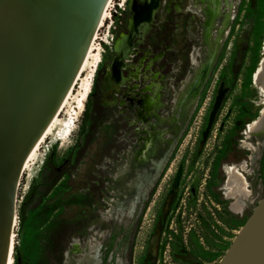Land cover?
<instances>
[{
    "label": "rangeland",
    "instance_id": "1",
    "mask_svg": "<svg viewBox=\"0 0 264 264\" xmlns=\"http://www.w3.org/2000/svg\"><path fill=\"white\" fill-rule=\"evenodd\" d=\"M132 1L112 0L95 39L99 60L91 57L54 133L21 175L17 216L24 205L26 222L17 217L16 264H65L68 253L81 259L77 251L89 244L100 245L104 264H218L264 195V146L244 132L264 107L253 78L264 57V0H159L149 28L110 71L117 41L134 14ZM227 18L214 65L202 89L194 91L198 103L183 126L184 110L174 108V97L189 71L209 57L201 38L206 22L214 26L213 41L219 34L214 28ZM86 81L90 90L79 107ZM222 82L229 94L205 136ZM179 99L185 106L192 102ZM87 102L89 120L81 133ZM71 117L72 131L64 136ZM245 141L255 146L254 159ZM142 148L143 160L160 158L163 166L149 171L157 173L150 188L143 175L148 164L140 169L134 163ZM128 159L141 192H148L132 215L118 208L116 174ZM243 163L246 170L239 168ZM234 166L249 183L241 213L231 210L226 194V169ZM157 230L153 256L150 242Z\"/></svg>",
    "mask_w": 264,
    "mask_h": 264
},
{
    "label": "water",
    "instance_id": "2",
    "mask_svg": "<svg viewBox=\"0 0 264 264\" xmlns=\"http://www.w3.org/2000/svg\"><path fill=\"white\" fill-rule=\"evenodd\" d=\"M109 1L0 0V264H7L11 253L25 162L73 87ZM154 14L143 19V33ZM127 29L131 34L130 23ZM213 31L206 22L201 35L212 56L189 71L198 74L197 92L207 81L227 29L211 49ZM263 62L264 57L254 82ZM210 128L209 122L205 136ZM218 264H264V195Z\"/></svg>",
    "mask_w": 264,
    "mask_h": 264
},
{
    "label": "bare ground",
    "instance_id": "3",
    "mask_svg": "<svg viewBox=\"0 0 264 264\" xmlns=\"http://www.w3.org/2000/svg\"><path fill=\"white\" fill-rule=\"evenodd\" d=\"M158 1L159 0H147V1H145L144 4H142L140 2L139 4L143 5L141 7L137 3V0L132 1L130 9L134 14L131 16V19L129 22L131 34L123 32L121 34L120 38L118 39L117 45H116L117 56L113 60L112 64H110V66H109L110 71L113 69L116 70L117 67L120 66L121 59L135 47V42L137 39L135 37L143 34V19L145 17H147L150 14V12L155 13V11L158 8L157 7ZM111 2H112V0L109 1V4H108V6L104 12L103 19L101 21L99 28H101L104 25L105 19L108 16V12H109L108 9H109V6L111 5ZM149 23H151V21ZM228 23H229V21L227 18L226 21L222 25H218L214 29L216 30L217 33H221V31L223 29L227 28ZM210 26H213V25H210ZM97 35H98V33H96V35H95V38H94V40L90 46V49L87 53V56L84 60L83 65H82L81 71H80L79 75L77 76L73 87L71 88L68 95L66 96L59 112L53 118L52 122L48 126V128H47L45 134L43 135L42 139L37 144V146L33 150L32 154L30 155L28 160L25 162L24 170H26L30 166V163L32 161H34V159L37 157L38 151L41 149L40 147H41L42 143L46 141L47 137L50 134L54 133V130L56 129V127L60 121L61 112L65 109L67 104L70 102V99L74 93L75 86L77 85L79 80L82 78L84 71L87 69V67L90 63L91 57L95 58L94 59V60H96L95 62H97V60H99V57H100L99 54L100 53L95 52V47H94L95 39L97 38ZM210 47H211V49L214 48L213 46H210ZM212 50H210V54H209L210 57L212 56V53H213ZM262 65H263V69L255 77V84L260 89V93H261V96L263 98V102H262V100H261V102L264 104V62ZM196 72H197V70H196ZM198 79L199 78H198L197 73H195V72L189 73L188 78H186V80H184V82L182 84V88L180 90H178L177 94L175 93L176 96L174 97L175 98L174 101H176L175 102L176 104L174 105V108H178L182 111L184 110L183 111L184 112V118H182V120H180L181 122H179V124L184 123L183 126L188 122L194 108L196 107V105L198 103V99L193 96V93L196 89L195 87H196V83H197ZM89 90H90V82L86 81L84 84L83 90L81 92V95L78 99L79 107H82L84 105V99L86 98L87 94L89 93ZM229 90H230L229 87L225 83H221L218 87L216 100H215L213 109H212L211 114H210V125H211V127L213 126V124L216 120V117H217L218 113L220 112V109L223 106L224 100L226 99V97L229 94ZM179 98H183V99L190 98V99H192V102L191 103L189 102L190 104L185 106L180 102ZM173 113H174V111H173ZM170 115H173L172 112H170ZM73 122H74V118L71 117L70 121L65 123L66 124L65 128L63 127L64 128V132H63L64 136L69 135V133L72 131ZM170 122H171V125L173 126L174 125L173 121L170 120ZM180 127H181V125H180ZM182 129H184V128L182 127ZM244 132L248 137L249 136H255V138L258 141V144L260 146H264V110L261 112L260 116L256 119V121H254V122L252 121L251 123H249L246 126V129ZM63 135H61V136H63ZM244 146H248L252 150L253 156H251V158L254 159L256 157L255 146L249 144V142H246V141L244 142ZM170 152L171 151H169V153ZM140 153H141L140 155L142 156V161L146 162L148 164V165H146L148 167V169L146 167V169L148 171L145 169V172L143 173V175H144V177H146V181L148 182L147 187L150 188V186L157 179V173L162 170L163 166L160 165V158H157V157H156L157 159L150 158V159L143 160V158L146 154V148H144V149L142 148L140 150ZM139 160L134 162L136 166H137L136 163H138V165H140L141 161H139ZM127 162L128 163H125V164H119V167L117 170L118 173L116 174L118 181H119V186H120L118 208L120 210L126 212L127 214L132 215L136 209L137 204L146 199L148 192H147V190H145L144 192L143 191L141 192V184H140V180H139V178H140L139 174L132 167V165H131L132 161L130 159H128ZM137 167H139V166H137ZM141 168H145V166L140 167V169ZM239 168L242 170L247 169L245 163H243ZM226 170H227V174H228V180L226 183V189H227L226 194L231 199L230 208L232 211H234L236 213H241L245 209L244 208L245 207V201H246V199L249 198V195H250V192H249L250 190L248 189L249 183L246 181L244 176L239 172L240 170H238L237 167L234 166L231 168H227ZM149 171H156L157 173L156 174H150ZM128 184L130 185L129 190L126 189V185H128ZM16 225H17V217L15 219V224H14V228H13V232H12L11 253H10L7 264H14V262H15V258H14L15 248L14 247L16 244V234H15ZM160 236H161V232H160V230H157L151 239L150 253L153 256H155L157 253ZM79 244H81V243L79 242ZM99 250H100V245L98 246V245L89 244V246L87 247L86 250L77 251L78 254L82 255L81 259L77 260L76 258L72 257L68 253L65 264H98L99 263V259H98ZM117 264H122V262L119 260L117 262Z\"/></svg>",
    "mask_w": 264,
    "mask_h": 264
},
{
    "label": "trees",
    "instance_id": "4",
    "mask_svg": "<svg viewBox=\"0 0 264 264\" xmlns=\"http://www.w3.org/2000/svg\"><path fill=\"white\" fill-rule=\"evenodd\" d=\"M89 97H90V95H89ZM89 109H90V105H89V102H87V107L85 110V116L83 118L82 125H81V133L84 132V130L86 129V125H87L88 120H89ZM261 165H262V167H264V154H263V158L261 160ZM262 177H263V182H264V176H262ZM18 221L20 224H24L26 222V208L24 207V205H22L20 207V210L18 213ZM14 248H15V250L17 249L16 244H15ZM14 258H15L14 264H16L17 256H14Z\"/></svg>",
    "mask_w": 264,
    "mask_h": 264
},
{
    "label": "flooded vegetation",
    "instance_id": "5",
    "mask_svg": "<svg viewBox=\"0 0 264 264\" xmlns=\"http://www.w3.org/2000/svg\"><path fill=\"white\" fill-rule=\"evenodd\" d=\"M102 264H104V261L102 262Z\"/></svg>",
    "mask_w": 264,
    "mask_h": 264
}]
</instances>
